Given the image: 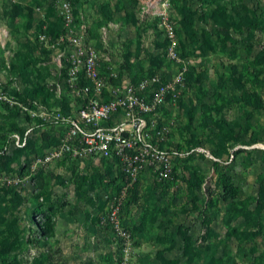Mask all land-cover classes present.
I'll list each match as a JSON object with an SVG mask.
<instances>
[{"label":"rangeland","instance_id":"obj_1","mask_svg":"<svg viewBox=\"0 0 264 264\" xmlns=\"http://www.w3.org/2000/svg\"><path fill=\"white\" fill-rule=\"evenodd\" d=\"M57 1L0 0V83L18 76L26 94L68 110L76 101L56 92L53 52L38 41L44 26L61 30ZM72 1L120 75L168 77L181 68L161 56L168 38L150 0ZM167 10L188 70L185 95L159 116L170 126L161 146L184 156L169 179L143 173L127 197V264H264V0H170ZM25 125L0 106L2 132ZM63 130L39 129L0 170L26 174ZM120 173L105 159L66 157L21 186L0 184V264H123L122 241L100 223Z\"/></svg>","mask_w":264,"mask_h":264},{"label":"built area","instance_id":"obj_2","mask_svg":"<svg viewBox=\"0 0 264 264\" xmlns=\"http://www.w3.org/2000/svg\"><path fill=\"white\" fill-rule=\"evenodd\" d=\"M169 5L170 0H150L149 3V8L161 18L168 38L162 57L182 62L181 68L168 77L151 73L133 80L120 75L111 58L90 42L88 21L82 16L77 22L73 1L58 0L56 11L62 31L53 36L44 26L38 41L43 48L53 52L59 73L56 92L60 95L67 90L76 105L65 111L61 105L51 106L38 98L24 97L18 76L5 85L0 83V106L17 111L25 121L32 120L25 130L12 131L0 141V165L12 149L26 147L36 129L64 128L58 144L33 156L25 164L26 174L11 175L0 170V184L21 186L34 173L48 170L54 162L66 157L113 162L121 172L119 190L110 199L111 207L100 218V223L108 225L122 241L123 264H127L134 250L133 234L121 217L127 197L143 173L153 170L158 180L169 179L175 162L184 156L176 149L166 150L161 146L170 126L160 124L159 116L163 110L176 107L185 95L188 70L178 48L175 23L168 16ZM106 66L111 68L110 76L103 72Z\"/></svg>","mask_w":264,"mask_h":264},{"label":"trees","instance_id":"obj_3","mask_svg":"<svg viewBox=\"0 0 264 264\" xmlns=\"http://www.w3.org/2000/svg\"><path fill=\"white\" fill-rule=\"evenodd\" d=\"M75 6V5H74ZM59 22H60V20H59ZM61 23V22H60ZM60 28H61V30H52V29H49V30H47V32L50 34V35H53V36H57L61 31H62V24H61V26H60ZM43 31V30H42ZM162 56V55H161ZM144 76V75H143ZM140 78V77H139ZM139 78H137V79H135V80H138ZM22 96H24V97H32V98H35V97H33V96H31V95H28V94H26L25 93V91H24V93L22 94ZM44 101V100H43ZM45 103H47L46 101H44ZM64 110L65 111H68V110H66L65 108H64ZM11 111H13L14 113H16L17 115H19V113L17 112V111H14V110H11ZM30 123H32V120L31 119H27V121H26V125L25 126H23V127H18L16 130H13V131H23V130H25V128H26V126H27V124H30ZM12 132V131H11ZM11 132H9V133H4V132H2L1 130H0V141H3ZM46 134H51L52 135V133L51 132H49V133H46ZM47 136V135H46ZM45 136V138H49V136L48 137H46ZM34 138V136L33 137H31L30 139H29V141H28V144H27V146L26 147H24V148H20V149H17V150H15V151H25L27 148H28V146H29V144H30V141H32V139ZM53 141H54V145H56V144H58L59 142H60V136H58V137H55V138H53ZM53 145V146H54ZM47 150V149H46ZM46 150H44V151H42V152H40V153H38L37 155H41V154H43ZM5 158V156L3 157V159ZM3 159H2V161H3ZM2 165H3V163L1 162V165H0V168H3L2 167ZM121 174V173H120ZM137 185V184H136ZM134 189V188H133ZM133 189H132V191H133ZM224 189H225V192L226 193H228L229 194V192H230V183H229V181H225V185H224ZM132 191H131V193H132ZM130 193V194H131ZM230 195H231V193H230Z\"/></svg>","mask_w":264,"mask_h":264},{"label":"crops","instance_id":"obj_4","mask_svg":"<svg viewBox=\"0 0 264 264\" xmlns=\"http://www.w3.org/2000/svg\"><path fill=\"white\" fill-rule=\"evenodd\" d=\"M38 130H39V128L38 129H36V131L38 132ZM36 134V133H35ZM62 134H63V131H62V133L60 134V137L62 136Z\"/></svg>","mask_w":264,"mask_h":264}]
</instances>
